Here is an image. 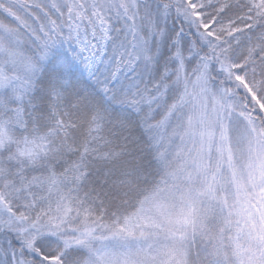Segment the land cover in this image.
I'll use <instances>...</instances> for the list:
<instances>
[{"label":"snow or ice","instance_id":"obj_1","mask_svg":"<svg viewBox=\"0 0 264 264\" xmlns=\"http://www.w3.org/2000/svg\"><path fill=\"white\" fill-rule=\"evenodd\" d=\"M0 264H264V0H0Z\"/></svg>","mask_w":264,"mask_h":264}]
</instances>
